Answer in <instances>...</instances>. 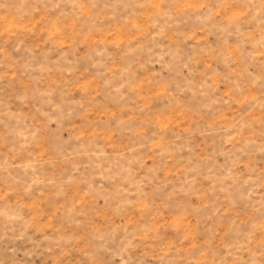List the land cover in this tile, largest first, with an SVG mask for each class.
<instances>
[{
  "label": "rangeland",
  "instance_id": "rangeland-1",
  "mask_svg": "<svg viewBox=\"0 0 264 264\" xmlns=\"http://www.w3.org/2000/svg\"><path fill=\"white\" fill-rule=\"evenodd\" d=\"M0 264H264V0H0Z\"/></svg>",
  "mask_w": 264,
  "mask_h": 264
}]
</instances>
